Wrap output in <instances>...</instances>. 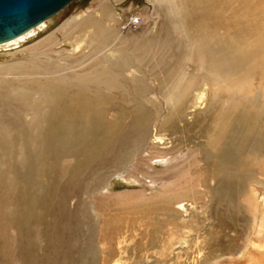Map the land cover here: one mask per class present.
I'll use <instances>...</instances> for the list:
<instances>
[{
    "label": "rangeland",
    "instance_id": "rangeland-1",
    "mask_svg": "<svg viewBox=\"0 0 264 264\" xmlns=\"http://www.w3.org/2000/svg\"><path fill=\"white\" fill-rule=\"evenodd\" d=\"M107 3L138 59L101 0L0 46V264H264V0Z\"/></svg>",
    "mask_w": 264,
    "mask_h": 264
},
{
    "label": "bare ground",
    "instance_id": "bare-ground-1",
    "mask_svg": "<svg viewBox=\"0 0 264 264\" xmlns=\"http://www.w3.org/2000/svg\"><path fill=\"white\" fill-rule=\"evenodd\" d=\"M106 1L107 0H101V5L99 6V12H101V16L103 17L104 22L108 23L109 25L102 28V31H99V29L97 28L96 35L98 36V38L101 41H104L107 43H109L111 41L112 43L115 44L116 47L118 44H120V46L118 47V50H117V52H118L117 54H120L119 58L124 60L123 64H126L127 62H129L130 60H132V58L138 59L139 57L136 55H141L142 53H144L146 45H147V43L146 44L142 43L143 39H145L144 33L141 35L134 34V33L133 34L128 33L124 37H121V35L116 30V24L119 23L120 19L122 18L121 14L117 12L118 10L117 11L113 10L108 5V3L106 4ZM62 9H60V10H62ZM59 11H57V12L59 13ZM48 18H50V16H48V17L42 19L41 21L37 22L36 24L30 26L28 29L24 30L23 32L15 35V36L7 39V40L0 41V46L10 45L13 43L15 44V43H18L19 41H23L26 38H29V37L35 35L38 30H41V29L43 30L45 28L46 23L48 21ZM88 18L89 17H86L83 21H76V22L72 21L68 27V30H66V31L69 32L71 30L77 29L79 26L84 24ZM260 31H261V33H260L261 37L264 38V28H262ZM128 36H130L131 38H133L135 40H138L141 43H138L134 46L127 45L125 47L123 45L124 38H126ZM47 38H48V36H47ZM48 40L52 41L51 37H49ZM45 42L48 43L47 40H45ZM157 43H158V48L156 49L158 51L157 53L161 54L160 49L163 50L162 51L163 53H164V51L168 52V48L165 46V44L163 42H161V41L155 42V44H157ZM152 44L153 43H148L149 46H152ZM163 45H164V47H163ZM42 47H45V45H43ZM147 48H148V46H147ZM244 49L245 50L243 52L244 53L247 52L249 55H252L253 56V57L251 56L252 58L255 59L257 57V58H260V60H264V39H260V40L258 39L257 41H255L254 44L249 43V44H247L246 48H244ZM123 52H126V53L128 52L127 53L128 55H126V57H122L125 54ZM211 53H212L213 64L216 65L217 68L222 69V70H229L231 68V64H232L231 61H233L235 57H231L230 55L227 56L226 55L228 53L227 51H225V54H223V55H220V54L217 55L215 53V51L214 52L212 51ZM240 53H242V52H240ZM106 63H108V64H106ZM29 67H30L29 64H17L13 68L15 69V71L17 70L19 73H21L23 70L29 69ZM109 67H110L109 61L103 63L101 69H98L97 72L95 73V75L100 76L99 86H104L105 88H108V89H113V88L115 89L117 86V78L114 77L110 73ZM237 81H235V85L242 86V89H243L245 86V83H238ZM42 85L43 84H40V86H42ZM135 87H138V86L135 85ZM232 88H231V90H233ZM97 111L99 113V109Z\"/></svg>",
    "mask_w": 264,
    "mask_h": 264
},
{
    "label": "water",
    "instance_id": "water-1",
    "mask_svg": "<svg viewBox=\"0 0 264 264\" xmlns=\"http://www.w3.org/2000/svg\"><path fill=\"white\" fill-rule=\"evenodd\" d=\"M71 2L72 0H0V41L23 32Z\"/></svg>",
    "mask_w": 264,
    "mask_h": 264
}]
</instances>
